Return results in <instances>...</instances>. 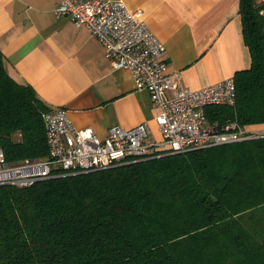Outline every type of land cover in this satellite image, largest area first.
<instances>
[{
    "label": "trees",
    "instance_id": "16d2710c",
    "mask_svg": "<svg viewBox=\"0 0 264 264\" xmlns=\"http://www.w3.org/2000/svg\"><path fill=\"white\" fill-rule=\"evenodd\" d=\"M238 1L250 66L206 113L248 126L264 123V0ZM3 60L0 147L44 157L49 107ZM0 264H264V136L0 184Z\"/></svg>",
    "mask_w": 264,
    "mask_h": 264
},
{
    "label": "crops",
    "instance_id": "0c3cea01",
    "mask_svg": "<svg viewBox=\"0 0 264 264\" xmlns=\"http://www.w3.org/2000/svg\"><path fill=\"white\" fill-rule=\"evenodd\" d=\"M61 0H0V50L7 73L34 89L49 109L67 110L77 128L104 138L110 126L157 125L147 90L128 69H113L100 42L67 15ZM141 9L166 48L167 71L190 89L234 77L250 66L238 0H122ZM264 130V123L248 125Z\"/></svg>",
    "mask_w": 264,
    "mask_h": 264
},
{
    "label": "built area",
    "instance_id": "2783aa9c",
    "mask_svg": "<svg viewBox=\"0 0 264 264\" xmlns=\"http://www.w3.org/2000/svg\"><path fill=\"white\" fill-rule=\"evenodd\" d=\"M122 0H61L56 16L67 15L85 26L101 44L113 69H128L136 88L149 93L157 109V137L148 121L132 128L110 126L104 138L90 128H77L67 110L43 112L48 153L11 162L0 147V184L26 186L64 173L100 170L132 160L184 152L264 136L263 130L236 119H214L210 105L233 106V77L199 89L181 83L179 73L167 71L166 48L150 30L141 9L130 10Z\"/></svg>",
    "mask_w": 264,
    "mask_h": 264
},
{
    "label": "rangeland",
    "instance_id": "374dc122",
    "mask_svg": "<svg viewBox=\"0 0 264 264\" xmlns=\"http://www.w3.org/2000/svg\"><path fill=\"white\" fill-rule=\"evenodd\" d=\"M263 131H264V130H263ZM15 136H16V137H18V136H19V134H15Z\"/></svg>",
    "mask_w": 264,
    "mask_h": 264
}]
</instances>
